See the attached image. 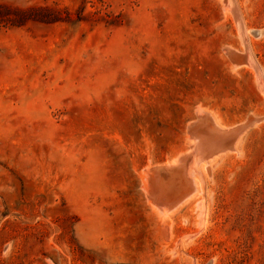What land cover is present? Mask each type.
Segmentation results:
<instances>
[{
    "label": "rangeland",
    "instance_id": "obj_1",
    "mask_svg": "<svg viewBox=\"0 0 264 264\" xmlns=\"http://www.w3.org/2000/svg\"><path fill=\"white\" fill-rule=\"evenodd\" d=\"M234 3L0 0V264H264V0Z\"/></svg>",
    "mask_w": 264,
    "mask_h": 264
},
{
    "label": "bare ground",
    "instance_id": "obj_2",
    "mask_svg": "<svg viewBox=\"0 0 264 264\" xmlns=\"http://www.w3.org/2000/svg\"><path fill=\"white\" fill-rule=\"evenodd\" d=\"M227 2H229V4H231L232 6V9L234 10L233 12H235L236 14H237V9H236V4L234 3V0H226ZM235 16V15H234ZM241 27V26H240ZM242 32V31H241ZM261 32H263V30H260V33ZM243 33V32H242ZM243 36V35H242ZM247 37V36H246ZM245 37V38H246ZM244 41V40H243ZM248 44V43H247ZM248 57H247V62L249 63V64H252V65H254L253 67H255V68H257V71H258V77H259V82H260V85L262 86V87H264V79H263V77H262V75L259 73V70H258V67H257V65L255 64V62H254V60H253V58H252V56L250 55V54H248L247 55ZM238 67V66H237ZM211 114V113H210ZM260 117H253L252 119H251V121L249 122V124L250 123H252V122H254L255 120H257V119H259ZM254 119V120H253ZM249 120V119H248ZM209 124H210V122H209ZM241 124V123H240ZM197 125V124H196ZM239 125V124H238ZM248 125V124H247ZM247 125L246 124H242V125H240V126H238L237 128H235L234 129V133H233V138H234V136H237V135H239L240 133H242L244 130H245V128L247 127ZM232 127H234V126H232ZM215 127H213V129H214ZM224 127H222V129H223ZM226 128V127H225ZM228 128V127H227ZM215 129H217V128H215ZM229 129H231V128H229ZM225 130H227V129H225ZM209 130H207V132L206 133H211L210 131L208 132ZM221 131V130H220ZM221 132H224V130L223 131H221ZM226 132V131H225ZM206 133H204V134H206ZM219 133V132H218ZM229 133H230V131H229ZM213 135H202V141H203V143H204V147L206 146L207 147V150H206V156H212L213 154L214 155H216V154H218V153H220V152H222V151H224L225 149H227V148H231V149H234V147H235V138L234 139H231V140H233V142L232 143H230L227 147H223V148H217V149H213L212 148V150L211 149H209L210 148V146H211V144H213L214 142H215V140L216 139H218L219 138V136L216 134V133H212ZM195 135V134H194ZM226 135H228V134H226ZM221 136H223V134L221 135ZM240 136V135H239ZM198 137H200V136H198ZM197 136H196V138H198ZM195 138V139H196ZM228 139V138H227ZM237 139H239V138H237ZM197 140V139H196ZM223 141V140H222ZM195 142H197V141H195ZM192 143H194V142H192ZM225 144H227L226 142H224ZM224 143H223V145H224ZM191 145H193V144H191ZM203 147V148H204ZM201 148H202V145H201ZM206 149V148H205ZM204 149V150H205ZM210 150V151H209ZM190 152H192L193 151V149L191 148V150H189ZM201 151V150H200ZM205 152V151H204ZM195 154V153H194ZM220 154H222V153H220ZM183 155V154H182ZM187 155V154H186ZM189 155V154H188ZM203 156H205V154H202ZM184 156V155H183ZM217 156V155H216ZM184 157H186V156H184ZM184 157H183V159H184ZM187 157H190L191 158V156H187ZM182 158V157H181ZM211 159V161H212V158H210ZM214 160V159H213ZM177 161V160H176ZM199 163V162H198ZM179 164V163H178ZM206 164V163H205ZM166 165V164H165ZM180 165V164H179ZM195 165V164H194ZM204 164H202V166H203ZM206 165H208V164H206ZM205 165V166H206ZM162 166V165H161ZM177 166V165H176ZM193 166V165H192ZM199 166V165H198ZM153 167H155V166H153ZM159 167V166H158ZM173 167V166H172ZM199 168V167H198ZM200 168L202 169V167L200 166ZM205 167H203V169H204ZM195 171V170H194ZM199 171V170H198ZM153 173H154V171H153ZM190 173V172H189ZM200 173V172H199ZM198 174V173H197ZM152 175V174H151ZM154 175H157V174H155L154 173ZM192 175H193V173H192ZM158 176V175H157ZM187 176V175H186ZM194 176V175H193ZM194 177H196V176H194ZM193 177V178H194ZM160 178V177H159ZM158 178V179H159ZM197 178H198V176H197ZM146 179V178H145ZM177 179V178H176ZM175 179V180H176ZM179 179V178H178ZM199 179V182L201 181L200 179L201 178H198ZM203 180V179H202ZM180 181V180H179ZM197 181V180H196ZM173 182V181H172ZM172 182H169V183H172ZM176 182V181H175ZM190 182V181H189ZM198 182V181H197ZM177 183H179V182H177ZM148 184V183H147ZM176 184V183H175ZM180 184V183H179ZM202 185H203V183H202ZM147 186V185H146ZM155 187V186H154ZM164 187H166V185L164 186ZM176 187H178L177 185H176ZM196 187H198V185H196ZM175 188V187H174ZM186 188V187H185ZM146 189V188H145ZM156 189H157V187H156ZM192 189V188H191ZM190 189V190H191ZM180 190V189H179ZM183 190V189H182ZM198 191H199V188L197 189ZM156 191V190H155ZM162 191V190H161ZM166 191V190H165ZM172 191V190H171ZM177 191V190H176ZM198 191H196V192H198ZM157 193H158V191H156ZM179 192V191H178ZM203 192V191H202ZM172 193V192H171ZM177 193V192H176ZM187 193V192H186ZM154 194H156V193H154ZM153 194V195H154ZM165 194V193H164ZM179 194V193H178ZM182 194V193H181ZM184 194V193H183ZM197 194H200V192H198ZM204 194V193H203ZM158 195H159V193H158ZM165 195H167V194H165ZM177 195V194H176ZM202 195V194H201ZM163 196V195H162ZM180 196V195H179ZM189 197V201H191L190 200V194L188 195ZM194 195H192V197H193ZM156 197H157V199H158V196L156 195ZM164 197V196H163ZM162 197V198H163ZM191 197V198H192ZM195 197H196V194H195ZM195 197H193V199L195 198ZM198 197V196H197ZM160 198H161V195H160ZM161 198V199H162ZM169 198H171V197H169ZM180 198V197H179ZM187 198V199H188ZM200 198V197H199ZM152 200V199H151ZM156 200V198L154 199V201ZM160 200V199H159ZM170 200V199H169ZM176 200V199H175ZM165 201V200H164ZM186 201H188V200H186ZM160 202V201H159ZM161 202H162V200H161ZM183 202V201H182ZM184 202H185V200H184ZM184 202H183V204L182 205H185L184 204ZM169 203V202H168ZM173 203V202H172ZM186 203V202H185ZM153 204H157V200H156V203H153ZM164 204V203H163ZM167 204V203H166ZM178 204V203H177ZM181 205V204H180ZM155 206L156 205H154V208H155ZM158 206V205H157ZM159 207V206H158ZM158 207H156V208H158ZM182 207V206H181ZM156 208H155V210H156ZM172 208V207H171ZM180 208V207H179ZM159 209V208H158ZM164 210H165V208H164ZM174 209H172V211H173ZM156 211H158V210H156ZM174 211H176V209L174 210ZM159 212V211H158ZM163 212H166V211H163V209H162V215H163ZM167 213V212H166ZM168 214V213H167ZM166 214V215H167ZM171 214V213H170ZM166 215H164V216H166ZM169 215V214H168Z\"/></svg>",
    "mask_w": 264,
    "mask_h": 264
},
{
    "label": "water",
    "instance_id": "obj_3",
    "mask_svg": "<svg viewBox=\"0 0 264 264\" xmlns=\"http://www.w3.org/2000/svg\"><path fill=\"white\" fill-rule=\"evenodd\" d=\"M253 32L258 34V33H260V30H255ZM232 55H234L235 57H240V55H238L236 53H232ZM245 60H246V55H245L244 61ZM239 61L241 62L242 59L241 60L239 59ZM201 123H203V124L208 123V118L202 117L199 120V124H201ZM202 132L206 133L203 130H202ZM226 142H228L227 145H229L230 143L233 142V140L230 139V140H227ZM187 158L188 157H186L185 160L180 163V165L173 166V167L161 166V167L154 168V170H152L158 176L160 175V179H158L157 176H154L151 179V183L155 184L156 187L158 186V191H160V189H161L160 187L161 186L169 185L170 184L169 182L172 180V178H174V177H177V178H180V179L184 178L183 176H184V173H185V170H186V165H187V162H188Z\"/></svg>",
    "mask_w": 264,
    "mask_h": 264
}]
</instances>
